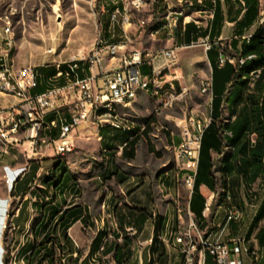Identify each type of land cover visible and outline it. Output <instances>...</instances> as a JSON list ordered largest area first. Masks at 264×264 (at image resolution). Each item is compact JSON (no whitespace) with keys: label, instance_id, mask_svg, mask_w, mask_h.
Here are the masks:
<instances>
[{"label":"crops","instance_id":"obj_1","mask_svg":"<svg viewBox=\"0 0 264 264\" xmlns=\"http://www.w3.org/2000/svg\"><path fill=\"white\" fill-rule=\"evenodd\" d=\"M214 1L217 3L215 19L217 27L211 37L221 39L222 36L229 35L227 39L230 49L231 41L238 38L237 23L241 21L243 13L241 10L243 9L239 0H202L203 5L207 8L213 6ZM257 1L258 15L249 27L243 28L242 37L255 32L261 23V5L264 0ZM199 19L200 16L195 14H191L186 19L185 27L190 25L194 29L192 31L195 32L194 38L208 35L209 30L196 31L193 21H199ZM212 21H209V27ZM156 24L159 25L158 22ZM204 27L205 24L200 25L197 29H205ZM178 28H184V26L179 24ZM192 32L187 41L180 40L177 45L180 46L191 41ZM204 33L205 35H202ZM156 42L161 43L162 48L173 45L172 42L164 40ZM148 48L157 47L152 42ZM177 51H184V49L178 48L175 54ZM217 53L218 50L209 54L204 51L211 73L212 65H217ZM229 62L232 64L231 61ZM224 81L225 77L221 78L220 75L215 80V94H222V90L225 88ZM166 85L162 84L160 87H151V89L155 90L156 94L162 93ZM138 94L139 96H148L145 93L139 92ZM160 111L162 113L164 110ZM130 123L133 124L137 132L139 124L134 121H130ZM150 127L152 128L153 124ZM84 129L86 133H94L99 137L100 149L105 159L101 175L112 180L113 186L112 188H103L102 192V188L94 183L91 203L84 199L82 203L73 202L62 207L58 198L66 202L65 196L71 191L77 193V197L81 194L70 181L63 184L61 188L55 190V202L52 203V206L46 207L44 211L40 208L38 222L41 219V226L36 227L37 222L33 228H31L32 213L33 211L38 212V206L29 202L25 196L15 214L10 218L16 233H23L27 228L25 231L33 238L31 246L23 254L22 259L44 238L54 237L56 243L61 247V251L55 249V264H91L90 261L94 258L101 264L106 258H109L113 264H182V255L177 250L174 240L176 236L187 232L191 229V225H194L196 230L209 241H214L221 232L220 241L227 245L229 254H231L230 258L236 264H264V174L259 175L253 182L247 175L240 174L237 170L239 156L236 150L229 152L231 154L229 162L233 164L234 168L230 173L224 175L223 187L218 185L215 190H212L202 183L195 187L194 183L190 189L186 186L185 179L188 175L196 176L198 161L195 164H180L174 154L175 148L185 142L184 134L182 140L171 136L166 137L162 156L152 160L151 157L155 153L157 156L160 154L151 140L149 131L140 133L131 147L119 150L121 138L113 137L110 130L102 131L103 135L101 136L94 125L81 130ZM144 135L149 139L148 141ZM104 138H106L105 143L108 147L103 149ZM140 138L146 142L145 146L140 145ZM254 139L253 134L246 137V141L251 144ZM27 146V144L24 145V147ZM20 149L23 147L20 146L11 153V156L5 157L0 162L2 171L4 167H9L12 170L25 167V163L16 160ZM30 154L28 153L27 156ZM209 154L214 164V157L218 154L213 151H210ZM32 155L36 157L38 154ZM23 156L26 157L24 152ZM223 159L220 160L219 166ZM31 166H28V169L21 174L15 182L14 188L27 175L29 177L25 187L29 186L42 170L33 168L31 172ZM152 166H154L153 169H151ZM151 175L153 178L150 177ZM14 192L17 194L15 190ZM226 195L231 197L230 201L226 199ZM29 196L30 200L35 199L32 195ZM73 197V194L69 195V199ZM75 199L78 200L79 197ZM74 206L76 209L64 215V225L55 226L59 215ZM232 206L240 209L241 217L238 222L232 221L225 224L227 211ZM7 209L8 202L0 199V264H4L1 233L7 217ZM52 209L60 210V212L53 215ZM42 225H46L44 230L41 228ZM81 229L93 231L85 256L79 248L84 239L80 233ZM191 233L194 234L195 230L191 229ZM65 235L67 236L66 240L64 239ZM46 249H50V245H47ZM42 252L34 257L31 264H37L36 260ZM213 263L212 259L206 260L205 254L203 264ZM43 264L49 263L45 261Z\"/></svg>","mask_w":264,"mask_h":264},{"label":"built area","instance_id":"obj_2","mask_svg":"<svg viewBox=\"0 0 264 264\" xmlns=\"http://www.w3.org/2000/svg\"><path fill=\"white\" fill-rule=\"evenodd\" d=\"M184 4H193V11L188 15L176 13V6ZM212 5L207 8L202 0H162V4H155L153 0V7L145 11L147 8H143V0H134L133 4L115 2L114 8L108 12L106 33L102 26L104 10L102 11L98 37L91 52L55 66L57 73L54 79L62 77L64 85L56 86L51 83L43 92L35 94L33 90L37 87L40 76L31 68H16L8 61L11 41L4 39V50L0 55V162L11 156L20 146L23 147L26 157L28 153L43 155L49 149L58 156H64L73 148L71 134L91 125L95 126L96 131L103 128L123 133H127V128L136 130L129 121L127 126L113 125V117L122 118L118 112L107 113L111 115V122H98V116H95L96 106L108 101L122 103V108H129L131 92L136 89H146V94H149L153 85H170V93L159 95L156 101H161V108H157L158 110H162V105H169L171 108L178 97L175 80L170 76L171 69L177 63L175 51L178 48L201 47L205 52H209L215 47V44L209 41V35L194 38L195 32L191 34V41L178 46V42L184 37L186 19L191 14L201 13L212 21L214 2ZM154 13L157 17L166 19V26L153 34V40L156 41L157 38L172 42L173 45L167 48H134L130 35L150 25L156 19ZM144 14H147V17ZM174 16L184 18V28H176ZM131 17L139 18L138 27H130ZM194 23L196 31L209 30L197 29V23ZM9 32L10 28L6 27L4 33ZM249 37L250 35H246L243 38ZM227 60L228 58L218 51L217 66L222 67ZM80 64L88 66V73L82 79L78 74L85 73L86 69ZM60 65H64L65 69L61 70ZM200 93L210 95L212 101V78L202 82ZM207 125L189 118L187 124L182 126L185 142L180 143L174 150L180 164L197 163L201 136ZM143 130L144 126L138 127L134 135H129V142ZM126 143L128 142L121 144L119 150L124 149ZM25 144L28 146L24 147ZM24 171V168L12 170L4 167L5 184L13 187ZM194 180V175H188L185 179L186 186L192 189ZM227 200L229 201V198ZM232 221L236 222L235 206L228 209L225 224ZM191 229L195 230L194 234ZM191 229L179 234L174 240L182 255V264H203L206 253L213 258L215 264H236L231 260V254H226L227 245L220 241L221 232L214 241H209L194 225H191Z\"/></svg>","mask_w":264,"mask_h":264},{"label":"rangeland","instance_id":"obj_3","mask_svg":"<svg viewBox=\"0 0 264 264\" xmlns=\"http://www.w3.org/2000/svg\"><path fill=\"white\" fill-rule=\"evenodd\" d=\"M126 1L0 0V55L3 54L2 51L4 50L3 41L7 38L11 41L8 61L16 68H31L36 74L39 73L41 68L46 66L65 64L77 56H86L93 49L98 37L99 19L102 16V11L104 10L102 26L106 33L109 23L108 12L114 8L111 2ZM155 4L162 3L157 0ZM152 7L153 1L148 2L145 11ZM144 16L147 17V14H144ZM153 16L156 19L150 25H147L145 30L130 35L134 48H148L152 42L157 48H162V44L156 42L157 38L154 41L151 35L160 18L157 17L156 13ZM205 16L200 15L198 22H201V25L204 24L203 18ZM138 19V17L132 18V27H137ZM6 27L10 28L8 34L4 33ZM257 30L264 33V2L261 5V23L258 25ZM228 37L229 35H224L221 39H213L211 37L209 41L215 44V50L221 51L232 64H235L233 59L235 54L228 47ZM176 57L177 63L171 69L170 76L175 80L174 85L178 97L171 108L162 105V110H164L162 113L157 109L161 108V101H156L159 95L170 93V85L168 84L163 88L162 93L156 94L155 90L152 89L149 94L140 92L148 96H139L138 94L137 99L129 108L116 107V112L119 113L123 120L134 121L139 126L145 125L151 117L153 118L150 123V125L153 124V129L149 125L148 131L151 133V140L154 146L157 147L160 155L157 156L155 153L151 157L152 160L159 159L162 156L166 137L171 136L176 139L181 138V140L184 138L183 134L185 136V133L182 126L187 124L189 118L199 121L202 125H207L211 120V96L200 93L202 82L212 78L211 68L205 58L203 48L197 47L177 51ZM252 86L253 81H251L245 95L248 94ZM225 97L221 107V116L216 121L218 125L232 119ZM241 106L242 104L238 108ZM220 135H222V132H220ZM144 137L146 136L144 135ZM106 138L102 141L103 149L108 147L105 143ZM70 139L73 143L72 151L64 156H58L53 150L49 149L43 155L38 154L34 157L30 154L28 157H25L23 156V149L19 150L20 153L16 160L25 163V167H23L25 170L31 165V172L33 168L35 170L42 169L38 176L34 178V181L27 187L25 185L29 175L19 182L15 188H10L6 185L1 169L2 165H0V199L8 202L7 214L11 211L16 212L19 204L26 196L29 202L38 206V212L33 211L32 213L31 228H33L40 218V208L44 209L55 202L54 191L52 189H45L43 183L50 179L53 183L58 181L61 170L68 172L70 182L81 193L78 196V200L75 199L78 198L77 193H73V191L66 194V202L58 198V202L62 207L65 204L69 205L73 202L82 203L84 199L91 203L93 201L92 190L94 183L102 188V192L103 188H112L113 181L107 177H103L105 175H101L105 159L100 149L99 137L95 136L94 133H86L84 129L80 132L72 133ZM140 140V145L145 146L146 142L144 139L140 138ZM229 152L230 149L223 145L221 154L214 157L213 173L218 182L219 175L217 169L219 162ZM58 164L60 165V169L55 172V166ZM153 168L154 166L151 169ZM150 177L153 178V175ZM22 188L24 189L21 190ZM14 190L17 194H15ZM71 194L74 197L69 199V195ZM29 195H32L35 199L32 198L30 200ZM25 230L23 233H16L10 218L6 217L4 229L1 233L4 264H27L26 259H22V256L28 251L33 238ZM80 233L84 239L79 248L85 256L90 238L93 236V231L81 229ZM65 263H67L66 260ZM90 263L101 264L95 258ZM102 264L113 263L109 258H106Z\"/></svg>","mask_w":264,"mask_h":264},{"label":"trees","instance_id":"obj_4","mask_svg":"<svg viewBox=\"0 0 264 264\" xmlns=\"http://www.w3.org/2000/svg\"><path fill=\"white\" fill-rule=\"evenodd\" d=\"M239 3L242 6L243 10L241 11H243V13L241 21L237 23V27L239 28L237 32L238 38L231 41L230 48L235 54L233 57L235 64H231L228 59L222 67H218L216 64L212 65L211 120L201 136L198 171L194 180L195 187L200 183L205 184L212 190H215L218 185L221 187L224 186V175L230 173L234 168L233 164L229 162L231 154L225 156L218 167V174L220 175L219 182L216 181L213 176V163L209 154L210 151L218 155L221 154L223 145L229 147L231 151H237L239 156L237 170L243 176L247 175L251 182L255 181L259 175L264 174V33L260 30H256L249 34L250 37L248 39L243 38L244 36L242 37L243 28L249 27L258 15V1L239 0ZM216 16L217 3L214 1V17L208 31L209 38L217 27L215 24ZM192 31H194V29H192L190 25H187L182 40L187 41ZM202 35H205V33ZM195 38H197V36ZM213 51H215V47L207 53L209 54ZM81 66L86 69L85 73L79 72L78 74L79 78L82 79L88 73V66L87 64ZM60 69L64 70L65 66L60 65ZM56 73L57 69L55 66L41 68L38 73L40 77L37 80V87L33 90V93L43 92L51 83H55L54 85L56 86H63L64 80L62 77L55 78L54 80ZM219 75L221 78L222 76L225 77V88L222 90V94H215L214 82L219 78ZM251 81H253V86L248 94L245 95ZM224 97L226 98L227 107L232 115V119L218 125L216 121L221 116V107ZM241 104L242 106L238 108ZM152 119L151 117L144 125V133L148 132ZM105 130L110 129H100L99 133L103 135L102 131ZM110 132L113 133V137L121 138L120 145L124 142H128L126 143V147H131L137 139L136 137L129 142V135H134L136 130H132L130 133H119L113 132L112 130H110ZM220 132H222V135H220ZM251 134L255 136L252 144L246 141V137ZM130 157H132V155H130ZM58 169H60L59 164L55 166V172L58 171ZM69 181L70 176L68 172L66 170H61L58 181L53 183L50 179L46 180L43 184L45 185V189H52L55 193V190L61 188L63 184ZM44 209L42 210L44 211ZM74 209H76L75 206L60 214L55 226L64 225V215ZM59 212L60 210L52 209L53 215H57ZM14 214L15 212L11 211L7 216L11 218ZM41 222L40 219L36 227L41 226ZM45 227L46 225H42L41 228L44 230ZM66 238L67 236L65 235L64 239L66 240ZM47 245H50V249H46ZM55 249L61 251V247L56 243L54 237L44 238L33 247V250L25 256L24 259H26L27 264H31L34 261V257L43 251L36 260V263L43 264L47 261L49 264H55ZM210 259L213 260V258L206 253V260L209 261Z\"/></svg>","mask_w":264,"mask_h":264},{"label":"bare ground","instance_id":"obj_5","mask_svg":"<svg viewBox=\"0 0 264 264\" xmlns=\"http://www.w3.org/2000/svg\"><path fill=\"white\" fill-rule=\"evenodd\" d=\"M111 1V0H110ZM153 0H143V8L146 7L148 2H151ZM157 1V0H155ZM162 3V0H159ZM113 6H115V2H111ZM134 0H127L125 4H133ZM193 11V4H184L182 6H176V13H180V15H188V13ZM195 15L200 16L201 13H194ZM132 18H130V27L133 26ZM205 29H210L209 27V21L210 17H204L203 18ZM197 23V27H200L201 22L193 21ZM159 25L156 24L154 29L151 32V35L153 37V34L158 33L160 30L165 28L166 26V19L163 17L159 18L158 21ZM182 24L184 26V18L182 16H174V25L176 28H178V25ZM153 25V24H152ZM139 26V19L137 20V27ZM146 28V27H145ZM144 28V30H145ZM162 84L153 85L152 87H160ZM139 92H146V89H136L131 92V104L137 99ZM122 106V103H115V101H108V103H101L96 106L95 108V116H98V122H111V115L107 114L111 111L116 112V107ZM164 107H167L169 105H163ZM113 125H120V126H127V121L123 120L120 117H113ZM132 131V128H127V133H130ZM119 133H123V131H116ZM0 146H2V137L0 136ZM121 150V149H120ZM10 187V185H8ZM229 198V201L231 200V197L229 195H226V199ZM241 217V211L238 207L235 206V218L236 222L239 221ZM233 249V248H232ZM226 254H229V250L226 247Z\"/></svg>","mask_w":264,"mask_h":264}]
</instances>
